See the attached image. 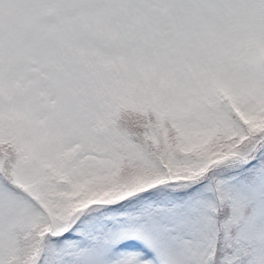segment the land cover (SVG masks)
Segmentation results:
<instances>
[{
  "label": "snow or ice",
  "instance_id": "obj_1",
  "mask_svg": "<svg viewBox=\"0 0 264 264\" xmlns=\"http://www.w3.org/2000/svg\"><path fill=\"white\" fill-rule=\"evenodd\" d=\"M0 264H264V0H0Z\"/></svg>",
  "mask_w": 264,
  "mask_h": 264
}]
</instances>
